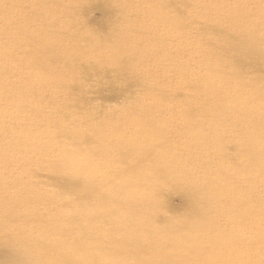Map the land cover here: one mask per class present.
<instances>
[{
	"label": "bare ground",
	"instance_id": "1",
	"mask_svg": "<svg viewBox=\"0 0 264 264\" xmlns=\"http://www.w3.org/2000/svg\"><path fill=\"white\" fill-rule=\"evenodd\" d=\"M113 1L106 2L109 7L108 21L122 22L130 27V31L127 30L122 37L117 36L118 40L112 44L113 50H119L121 56L120 70L125 72L131 67L139 68L144 69L147 75L158 68L162 72L158 80L155 79L153 86L144 89V92L152 95L155 105H161L168 99L182 101L186 91L195 96L197 107L191 108L192 103L187 104L186 112L176 108L166 113L173 117L175 123L178 120L183 123L181 126L175 125L171 136L189 135L186 142L190 150L199 153V157L195 152L182 154L178 162L171 163V166L180 176L192 174L196 177L195 188L203 191L208 188V183L213 182L212 188L219 193L210 199L198 197L193 217L199 219L208 211L209 204L214 203L213 200L219 201L216 203L219 210L212 220L199 219L203 230L200 235L194 228L186 230L182 221H179L180 226L170 227L163 234V230L155 224L161 212L152 205L148 206L147 199L135 203L129 197L139 188L156 195L163 192H158V187L153 184L155 182L150 180L165 174L167 166L160 156L166 150L153 149L170 145L163 144L162 137L146 135L152 129L159 131L155 125H149L163 119L160 112H149L151 120L144 119L147 122L144 133L130 132L134 138L137 137L135 140L126 136L127 139H123L118 132L119 126L104 124L94 116L105 109L104 105L92 109V104L83 102L84 95L73 94L74 87H70L66 92L69 93L68 97L75 96L78 102L62 101L54 94L50 97L51 101H55V106L60 107L58 112L62 119L56 121L60 125L51 122L50 140L57 149L48 151L56 153V156H64L67 150L73 152L70 160L62 161L61 170L67 164L89 165L91 153L82 154L81 146L90 147L91 152L97 150L98 145L101 146L107 137L115 136V132L118 133L116 146L125 144L128 156L116 158L113 152L118 153L119 150L105 147L112 166L80 171L76 178L71 177L62 186L56 201L45 198L38 191L32 196L29 194L37 188L36 183H32L33 171L27 164L33 159L39 162L41 154L38 145H26V155L30 158L24 164L27 169L22 172L26 177L25 183L20 184L18 178L5 175L9 173L0 167V174L7 181L0 182V246L7 245L12 250L0 264H129L130 261L134 264H264V261L243 254L251 253V248L264 252V242L259 239L264 236V201L254 202L250 199L255 195L260 197V193L264 192V0H221V3L219 0H132L137 4L134 7H128L126 2L120 0ZM13 2L23 6L25 0ZM231 4L239 6L238 14L231 12ZM33 5L48 12L33 20L40 28L37 33L43 37L40 40L31 38L23 28L24 18L18 22L17 36L25 43L35 40L42 42L41 46H36L38 52L52 62L61 60L53 55L62 47L76 52L79 47L75 44L79 40H56V37L63 24L62 18L68 16L65 12L77 10L81 4L57 5L54 1L42 0L40 4L33 2ZM255 9L262 10L255 12ZM162 16L167 17V40L152 43L148 59L147 49H139L134 44H141L146 32L141 20L151 18L159 21ZM47 25L51 28L46 29ZM155 26L160 25L157 22ZM160 30L161 27L155 28V35ZM62 40L65 44L56 49ZM121 43L123 46H120ZM92 44L94 42L86 43L88 48L93 49ZM75 52H72L73 56L79 62L81 55ZM171 53L180 55L170 60L168 55ZM131 56L134 60L129 63ZM148 64L152 66L151 70L145 71L150 69ZM84 66L89 68L96 65L86 62ZM195 66L198 70L190 77L186 71ZM93 74L102 79L101 73ZM126 74L109 75L114 76L113 99H127L126 93L129 92V96L136 93H132V85L124 86ZM159 82L161 84H157ZM250 90V93L247 92ZM122 113V110H113L110 116L117 114L122 117ZM78 118L90 121L97 136H92L86 127H78ZM65 119L73 123L69 124ZM41 135H35V138ZM146 137L153 140L148 143L150 148L141 143V139ZM151 148L156 154L152 155L153 158L139 155ZM10 156L8 154L6 158ZM12 162L9 161V165ZM7 164L2 162L4 169ZM48 167L56 166L48 164ZM112 169L117 172L115 175ZM117 180L133 188L129 190L123 185V188L117 189L114 186ZM7 190L26 201L18 206L12 204L8 201ZM65 196L68 197L66 201L63 200ZM242 215L247 217L244 222L248 224L246 226L240 222ZM143 219H148V224L155 226L146 231L147 238L138 239L137 226ZM219 224L221 226L216 229L215 226ZM10 228L15 229L12 232ZM165 235L164 248L157 247Z\"/></svg>",
	"mask_w": 264,
	"mask_h": 264
},
{
	"label": "rangeland",
	"instance_id": "2",
	"mask_svg": "<svg viewBox=\"0 0 264 264\" xmlns=\"http://www.w3.org/2000/svg\"><path fill=\"white\" fill-rule=\"evenodd\" d=\"M53 1L57 5H63V3L81 4L77 10L74 9L65 12L68 16L62 18L63 24L57 32L56 37V40L61 38L79 40L80 42L75 44L79 48H77L76 52L63 47L58 49V52L54 53L53 56H56V58L60 57L61 60L56 62L41 57L43 54H40L36 47L41 46L42 43L36 40H40L43 36L37 33V30L40 28L36 27L37 24L33 23V20L38 19L48 12L45 9L41 10L37 5L31 6V4L33 2L40 4L42 0H25L23 6L16 4L13 0H0V167L9 173L5 175L11 176L12 179L15 177L18 178V180L21 181L20 184L25 183L26 177L22 172L27 169L24 164L27 158H30V156L26 155L25 146L33 144L38 145L39 154H41L39 162L33 159L30 164H27L33 171L32 173L34 176L32 177V183H36L37 188L29 194L32 196L34 192L36 193L38 191L45 198L57 201L62 186L68 182L71 177L76 178L80 171L85 169L92 170L93 168H98V170L107 169L108 166H112V163L108 161L109 155L104 151L105 147H109L116 151L119 150L118 153L113 152L116 158L128 156L124 149L127 148L125 144L121 143L116 146L117 142H115V137L118 133L115 132V136H106L107 138L102 141L101 146L98 145L99 148L97 150L91 152L90 147L81 146L83 151L82 154L89 155L91 153V163H89V165L75 166L67 164L64 165L65 168L61 170V167H63L62 164H64L62 161L66 162L70 160L73 152L67 150L64 152V156H56V153L49 152L57 149L56 144L50 140L51 122L62 119L58 112L60 107L55 106V101L50 100L52 94H54V96L57 95L58 99L62 101L71 100L72 103H76L78 99L75 96L70 97V99L68 97L69 93H66L68 88L74 87L73 94L84 95V99L82 98L83 102L92 104L90 106L92 109L104 105L105 109L102 111L103 113L98 112L95 113L94 116L104 124H111V126L115 127L119 126L118 128L120 129L118 132L122 134L123 139L129 138L135 140L137 137L134 138L130 135V132L137 131L144 133V131L147 130V122H144V119L151 120L149 112L151 114L160 112L163 119H159L157 122L149 125H155L159 131L156 132L152 129L146 135L155 138L162 137L161 142L170 145V147L160 145L158 148L155 147V149H153L154 151H159L161 149L166 150L163 151L160 158L165 161L167 173L165 172L164 175L150 180L151 182H155L153 184L158 187V192L161 190L163 192L161 191V195H156L155 193H145L142 191V188H139L136 193L129 197L131 198L130 200L135 203L147 199L146 202L148 206L152 205L158 212H161V217L155 221V224H157L158 228L163 230V234L164 231L170 230V227L180 226L179 221H182L186 230L194 228L200 235L203 230L198 223L199 219L207 221L214 219L215 213L219 210V205L216 204L219 201L213 200L214 203L209 204L208 211L199 216V219L193 217V213L196 211L194 204L198 197L205 196L206 199H210L216 197L219 193L212 188L213 182L210 184L208 183L206 185L208 188L202 191V189H198V187L195 188V183L198 179L192 174L180 176L181 174L174 172L171 163L178 162V157H181L182 154L186 155L191 152H195L197 157H199V153L195 150H190V145L186 142V140L190 138L189 135H187V137L181 136L177 138L171 136L170 132H173L175 125L181 126L183 123L182 120H178L175 123L173 117L166 113L176 108H181L186 112V108L189 107L187 104L192 103L194 104L191 108L197 107V105H195V96L189 91H186L184 93L187 94L182 101L175 102L168 99L164 101L165 103H161V105H155L152 95L148 92H144V89L153 86L155 79L157 81L159 73L162 72L159 71L158 68H154L152 72L147 75L143 72L144 69L139 68L136 69L131 67L130 70L127 68L128 71L125 72L120 70L121 56H119V50H113L112 44L118 40V38H116L117 36L122 37L127 30L130 31V27L128 24H122V22L113 23L108 21L110 20L109 7L106 4L108 0H50V2ZM120 1L126 2L128 7L137 5L135 1L132 0ZM218 2L221 3V0ZM229 8L233 14L239 13L238 10L240 8L237 4H231ZM261 10L262 9H255V12ZM22 18L25 19L22 24L23 28L29 33L31 38L36 39L35 42L30 41L25 43L22 38L17 36L16 29L20 25L18 24L19 20ZM141 22L146 28L142 43L132 42V44H137L139 49H147L146 57L149 59L152 43H164L167 40V17L162 16L159 21L147 18L144 21L141 20ZM157 22L158 25H160L158 27L155 26ZM159 27H161L160 33L155 35L154 30ZM50 28L49 25L46 26V29ZM86 32L89 33L86 34ZM89 41L94 42L92 46L95 48H88L87 45H89ZM121 41L123 42L124 39ZM194 43L197 44L195 41ZM64 44L63 40L60 41L56 45V49ZM72 45L75 46L74 44ZM120 46H123V44L121 43ZM99 47L103 48L99 49ZM108 51H112V53H107ZM164 51L167 53L166 49ZM72 52L81 55L80 59H78L79 62H76V56H73ZM179 55L180 54L171 53L168 55V58L170 60L175 59ZM133 60L131 56L128 62L131 63ZM86 62L89 64L94 63L96 66L89 68L85 67L84 65H86ZM148 66L150 69H146L145 71L151 70L152 66L150 64H148ZM197 70L198 68L195 66L190 67L186 72L190 77H193ZM94 72L101 73L100 77L102 79L96 78L93 74ZM126 72L128 76L124 86L131 87L132 85V93H134V91L136 93H134L133 96H129V92L126 93L125 96L128 97L127 99L123 97L118 100L113 99L111 97L114 96V91H112L115 86L113 77L116 75L119 76L120 74L122 75ZM142 73H144V76ZM112 74L115 75L110 77L109 75ZM64 77H66L65 81ZM46 80L49 81L46 82ZM157 84H161V82ZM247 92L250 93L251 90ZM120 100L122 104H120ZM85 110L87 109H84V111ZM113 110H122V117H119L117 114L111 117L110 113ZM73 119L76 120L75 118ZM65 120L67 123L69 122V124L73 123L70 119ZM96 123L97 122H94V124ZM126 123L129 125H126ZM77 124L80 125L78 127H86L92 136H97V132L92 129L93 124L90 121H84L78 118ZM73 126L75 125L73 124ZM28 129H30V131H28ZM38 134H42L41 137L38 136V138H35V135ZM148 137L141 139V143H144L150 148L151 145L148 143H151L153 140L147 139ZM92 147L95 149L97 148V146L94 145H92ZM154 151H152L151 148L150 151L146 150L142 154L139 153V155H148L153 158L152 155H156ZM8 154L11 155L9 159L6 158ZM48 154L50 156H48ZM9 161H13L12 165H9ZM2 162H8L6 169L2 166ZM48 164L56 167L49 168ZM112 171L114 175L117 173L115 169H112ZM212 174L215 175L214 172ZM201 175H204V173ZM2 176L3 174L1 173L0 182L6 183V177ZM116 183L117 185L114 186L117 187V189L123 188V185L124 188L129 190L133 188L126 183H122V180H117ZM260 183L262 185V181ZM7 189L12 188L8 187ZM7 192L9 194L8 201L12 204L18 206L21 202L26 201L25 199L17 198L10 190H7ZM260 195V197L258 195L250 197L251 201L263 202L264 192L260 193ZM67 199V196L63 198L64 201ZM53 205H55V203ZM240 218V222L243 226L248 225L244 223L247 217L242 215ZM138 223V239L146 237V231L155 226L153 224H148V219H143ZM219 226H221V224L216 225L215 228L218 229ZM226 227L228 226L226 225ZM14 229L10 228L12 232ZM185 234L188 236V233L185 232ZM165 238L166 235L162 237V243L157 247L164 248L163 241ZM259 239L261 242H264V236H261ZM251 249V253L243 252V254L251 255V257L258 261H264V252L260 253L255 248ZM11 253L12 250L9 246L1 245L0 262ZM241 257L245 259L244 256ZM129 264H134V262L130 261Z\"/></svg>",
	"mask_w": 264,
	"mask_h": 264
}]
</instances>
